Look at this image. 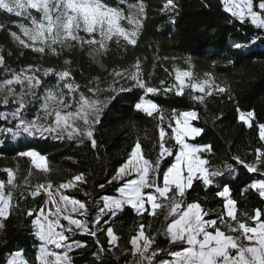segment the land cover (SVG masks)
<instances>
[{
  "label": "trees",
  "instance_id": "16d2710c",
  "mask_svg": "<svg viewBox=\"0 0 264 264\" xmlns=\"http://www.w3.org/2000/svg\"><path fill=\"white\" fill-rule=\"evenodd\" d=\"M142 2L146 5L147 19L137 44L132 46L121 41L118 45L113 41L102 56L90 54L89 48L84 46L64 49L57 55L50 52L40 54L24 48L9 34L13 30L11 25L18 19L0 13V22L6 26L0 30V49L3 50L5 67L9 69L20 70L29 65L52 67L58 71L71 68L75 81L81 87H87L94 78L105 80L114 69H130L139 61L144 79L151 85L161 87V92L155 95L136 89L123 93L126 97L123 100L117 97L96 128L95 148L89 139L22 140L0 146V182H7L6 169H11L16 175L18 187L13 195V210L6 219L0 218L4 225L0 233V264H6L7 259L18 250H22L32 264H37L40 243L34 231V218L46 203L43 193L35 197L31 195L37 185L51 183L58 187L83 174L85 181L79 182L78 190L67 194L86 204L88 219L93 222L94 216L102 208L103 197H114L124 185V181L118 182L114 178L136 142L142 145L145 157L155 161L160 150L159 131L163 126L167 135L165 146L171 147L173 154H177V146L168 127L173 111L176 114L188 110L198 112L199 118L192 124L204 131L192 143L197 146L210 144L212 151L203 153V158L209 161L210 170L222 171L221 176L214 178L213 186L206 187L202 182L195 181L193 188L186 193L185 203L199 202L210 210L206 219L217 218L225 214V201L218 196V192L227 185L232 198L237 201L238 218L250 225L256 223L248 220L247 216L253 215L256 208H264V201L249 185L264 179V164L258 165L256 173H249L234 157L253 163L258 160L256 149H264V141L259 139L256 126L264 123V45L236 49L233 44L244 43L260 30L250 22L241 23L226 12L222 0H173L174 10L164 8L168 0ZM106 3L117 6L118 0H106ZM164 57L169 59L165 60ZM188 57H191V64L187 62ZM65 60H70L71 64L66 65ZM177 68L191 71L194 79H203L205 73L211 72L217 84L228 85V91L219 93L214 90L212 96L205 97L204 103L191 99L190 89L185 90L184 95H178L176 87L164 93L163 88L177 85L174 74ZM161 81H164L162 86ZM138 97L156 103L163 110L165 119L161 121L159 113L147 117L135 111L133 104ZM237 108L254 111L253 127L249 128L239 121ZM30 149L46 156L47 172L36 169L30 158L17 155ZM170 162H174L171 156L164 158L160 165L158 182L161 184L165 166ZM228 164L233 166L234 171L227 169ZM147 209L143 214H136L126 206L106 225L103 221L111 214L105 216L98 228L100 230L104 226L103 229L97 231L99 245L97 237L78 233L70 235L69 242H86V246L69 254L73 264H128L132 259L130 253L118 258L114 255L120 249L131 250V238L140 231L141 224L144 225V232L155 242V247H167L169 242L161 231L164 223L167 227L172 218L165 222V212L150 215ZM29 210L33 212L32 216L27 215ZM109 226L118 236L116 248L108 244L104 229Z\"/></svg>",
  "mask_w": 264,
  "mask_h": 264
},
{
  "label": "snow or ice",
  "instance_id": "6c2138e0",
  "mask_svg": "<svg viewBox=\"0 0 264 264\" xmlns=\"http://www.w3.org/2000/svg\"><path fill=\"white\" fill-rule=\"evenodd\" d=\"M119 5H126L122 8ZM225 5L233 17L241 23L250 22L260 30L244 43L234 42L236 49L250 48L264 45V0H225ZM167 10H174L172 0L164 5ZM0 13L14 15L24 22H15L19 29L17 32L10 31L12 39L24 48L44 54L46 50L57 55L64 49L85 45L89 46L92 55H103L110 47L111 42L120 44L121 40L127 45L135 46L140 32L147 19L146 5L129 0H118L117 6H111L106 0H0ZM127 13V14H126ZM0 22V30L5 28ZM83 33L84 35H81ZM26 38V39H25ZM0 49V67H4V79L0 80V104L8 105L9 99L17 105L10 111H0V120L15 121L13 127H0V135H11L13 139L22 136L30 138L76 139L87 137L92 147H96L94 133L104 112L113 101L120 97H126L123 93H130L140 89L143 93L158 94L161 87L148 83L142 74L140 62L137 61L132 68L113 70L110 82L102 81L99 77L94 78L87 86L86 95L81 90V85L75 81L71 68L57 71L52 67L41 68L29 65L19 73L11 72L5 67V58ZM163 59L167 60L168 57ZM175 59V58H173ZM191 64V57L187 58ZM232 63V61H229ZM70 65V60H65ZM215 66V62L213 63ZM167 71V69H165ZM41 73L42 75H37ZM55 74L56 83L45 85L43 92L37 90L42 84V76ZM10 77V78H9ZM175 80L178 82V95H184L185 87L190 89L191 99L204 103L206 96H212L214 90L226 93L228 85L220 86L216 83L213 73H205L204 78H193V73L188 70L176 69ZM187 80V83H186ZM161 86L164 81H161ZM19 86L17 90L16 86ZM163 88L167 93L175 88ZM198 93L199 95H192ZM231 99V96H229ZM33 117H29L26 109L32 105L37 106ZM238 103V102H237ZM133 109L153 117L159 113V119H165L163 110L151 100H141L139 97L133 104ZM239 121L247 127L254 125V111H241L237 108ZM198 112L195 110L182 111L176 114L173 111L168 127L172 129L175 144L178 145L177 154H173L171 147L165 146V129L159 131V154L155 161L146 158L143 154L142 145L136 142L126 161L118 168L120 179L125 176L135 175L137 178L127 180L124 186L118 189L120 198L103 197L105 206L100 210L102 215L111 213L104 224H110L118 212L123 211L125 206H130L136 214L148 211L146 204L151 205L150 215H156V209L163 205L161 200L168 201V207L172 215L177 216L167 232L170 234V243H180L181 249L161 255L164 249H152L153 239L145 234L144 225H140V231L132 237L130 243L134 249V256L138 254V264H264V208L254 209L253 215L247 216L248 220L255 221L250 225L237 216V201L232 198L230 187L225 185L218 192V196L224 199L226 215L222 213L217 218L206 219L210 210H206L199 202L185 203L186 193L193 188L194 181H200L204 186H213L214 178L221 176L220 169L210 170L206 165L209 161L203 158V153H210L212 146H195L188 142L195 139L204 130L193 126L192 121L198 120ZM175 121V126L171 121ZM259 129V139L264 141V123L256 125ZM3 141L0 140V143ZM258 160L247 163L239 157H234L236 162L246 168L249 173H256L258 165L264 164V149H256ZM28 157L37 169L48 171L46 156L38 150H25L17 154ZM173 157L174 162L165 166L162 174V184L158 182L160 165L164 158ZM227 169L234 171L233 166L228 164ZM8 173L7 183L13 184L14 175L11 169ZM84 175H77L74 181L62 183L59 189H69L74 182H84ZM111 182V181H109ZM104 185H100L103 187ZM249 187L264 201V180L253 182ZM43 189L49 201L55 205V213L49 210L45 214L44 208L39 210V218H34L35 235L40 241L37 264H73L69 252L77 247L86 246V242L66 244L69 236L66 233L73 232V226L80 229L84 234L97 237L96 230H90L86 220L73 218L70 214L63 215L67 226L61 224V213L69 205L72 212L85 209V204L68 195L60 194L57 202L54 198L52 184H39L31 193L33 197L40 195ZM57 189V192H59ZM145 189L152 191L145 192ZM13 196L6 193L5 183L0 182V218H7L13 210ZM83 214V213H82ZM32 216L33 212L28 211ZM55 215L56 219H49ZM230 218V220L228 219ZM101 216L96 217L95 223L100 224ZM0 223V228H3ZM59 229V230H58ZM108 238L109 246L115 245L118 236L113 227L104 229ZM242 241H247L244 243ZM99 245V239L96 240ZM49 246H53L50 248ZM103 249V246H100ZM62 254L56 250H63ZM160 259H157V256ZM6 264H32L25 258L23 251L18 250L7 259Z\"/></svg>",
  "mask_w": 264,
  "mask_h": 264
},
{
  "label": "rangeland",
  "instance_id": "374dc122",
  "mask_svg": "<svg viewBox=\"0 0 264 264\" xmlns=\"http://www.w3.org/2000/svg\"><path fill=\"white\" fill-rule=\"evenodd\" d=\"M223 1V4H224V9H225V11L226 12H228L229 14H231L230 13V11H228L227 10V8H226V5H225V0H222ZM172 3L174 4V2H173V0H172ZM127 14V13H126ZM12 16H14V15H12ZM15 17V16H14ZM15 18H17L18 19V21L17 22H24V23H27V21H22L21 20V18H18V17H15ZM11 27H12V29L13 30H11V31H13V32H17L18 34H19V29H18V27H16L15 26V23L14 24H12L11 25ZM81 35H84L83 33H81ZM26 39V38H25ZM122 42H125V41H123V40H121ZM17 43V42H16ZM126 43V42H125ZM18 44V43H17ZM19 45V44H18ZM22 46V45H21ZM80 47V46H79ZM84 47H87V48H89V46H87V45H85ZM28 49H31V48H28ZM244 49H248L247 47H245ZM32 50V49H31ZM46 52H48L47 50H46ZM9 69V68H8ZM26 69V68H25ZM11 70V72H16V73H19L20 71H22V70H24V69H20V70H12V69H10ZM4 71H5V69H4V67H0V80H2V79H4L5 77H4ZM58 71V70H57ZM189 71V70H188ZM112 72V71H111ZM175 75H176V71H175V73H174ZM37 75H42L41 73H37ZM110 77L109 78H107V79H105V80H102V81H106V82H110L111 80H112V76H111V73H110V75H109ZM10 78V77H9ZM193 78H194V76H193ZM177 82V81H176ZM56 83V76H55V74L53 73V74H49L47 77H43L42 76V84H41V86H40V88L37 90V92L38 93H41V92H43V90H44V87H45V85H54ZM186 83H187V80H186ZM90 86V85H89ZM17 87V90H19V86L17 85L16 86ZM178 88H179V85H178V82H177V85H176V89L178 90ZM189 88H187V87H185V89H184V91L185 90H188ZM81 90L82 91H84L85 92V94L86 95H90V93H88L87 92V87H81ZM143 100H148V99H146V98H143ZM38 103L39 102H37V106H32V105H30L27 109H26V111L28 112V115H29V117L31 118V117H33L34 116V113L37 111V107H38ZM17 105L12 101V99H9V103H8V105H3V104H0V111H10V110H12V109H14L15 107H16ZM154 114H156V113H154ZM194 121V120H193ZM193 121H192V123H193ZM15 121H11L10 123L8 122V121H5V120H0V127H8V128H11V127H13V125H15ZM172 125L173 126H175V121H173V123H172ZM171 131H172V129H171ZM173 135V134H172ZM199 136V135H198ZM197 136V137H198ZM167 137V135H165V138ZM173 137V136H172ZM197 137H195V139L197 138ZM37 139H50V140H52V139H55V138H52V137H48V138H30V137H27L26 135L25 136H22V137H19V138H15V139H13L12 137H11V135L10 134H8L7 136H5V135H0V140H2L3 142L2 143H0V146H2V145H4V144H6L7 142H10L11 144H13V143H17V142H19V141H22V140H37ZM64 139H67L66 137L64 138ZM81 139H88L87 137H79V138H76V139H74V140H81ZM173 140H174V138H173ZM194 139H189L188 140V142L189 143H191V144H193L192 143V141H193ZM174 143H175V140H174ZM176 145V144H175ZM194 145V144H193ZM177 146V149H178V145H176ZM195 146H197V145H195ZM203 155V154H202ZM46 161H47V159H46ZM32 165L35 167V165L32 163ZM161 167V166H160ZM206 167H208L207 165H206ZM36 168V167H35ZM37 169V168H36ZM13 175H14V180H13V184H11V185H9L7 182L5 183V191H6V193H8V192H10L11 193V195L13 196L17 191H18V187H17V185H16V175H15V173L13 172ZM124 178H126V180H124V184H125V182L127 181V180H130V179H134V178H137L135 175H133V176H125ZM264 180V179H263ZM70 181H74V179L73 180H69V182ZM66 183H68V182H66ZM124 186V185H123ZM78 187H79V182H74V186H72V187H70L69 189H59V186L58 187H56V186H52V189H51V191L53 192V195H54V198L56 199V201L57 202H59V203H61V205L63 206V202H61L60 200H59V196H60V194H63V195H68L67 193H69V192H71V193H75L77 190H78ZM57 189H59V192H57ZM36 190V189H35ZM148 191H152L151 189H145V192L147 193ZM40 193H43L44 195H45V200H46V203H45V205L42 207V208H44V210H45V214L47 215L48 214V212H49V210H51V212H53V213H55V205L54 204H52L50 201H49V198H48V196H47V193L43 190V189H41V191H40ZM118 195H119V193H118ZM70 198H73V197H71V196H69ZM118 197H120V196H118ZM158 202H161L162 203V209L163 210H161V208H158L157 210H161V211H163V212H165V214L168 216V217H171V218H173L175 215H172L171 213H170V209H169V207H168V201H164V200H161V201H158ZM104 206H105V202H104V199H102V208L101 209H103L104 208ZM149 207L150 208V210H151V205L150 204H146V207ZM72 206L71 205H69L68 207H67V209L66 210H64V211H62V213H61V224L62 225H64V226H67V221H65V220H63V215H65V214H70L73 218H75V219H80V220H86L87 221V223H88V226H89V229L90 230H96V231H101L102 229H103V227H101L100 228V230L98 229L99 228V224H96L95 223V220H96V217L98 216V215H100L101 216V221H102V219L105 217V216H107V215H102L101 214V212H100V210L96 213V215L94 216V219H93V222H91L89 219H88V216H89V214H88V208H87V206H86V204H85V209H80V210H78V211H76V212H72ZM152 211V210H151ZM83 213V214H82ZM111 213H109L108 215H110ZM37 218H39V213L37 214ZM49 219H52V220H54V219H56V217H55V215H52V216H49ZM1 223V222H0ZM90 225L92 226V228H90ZM106 225V224H105ZM59 230V229H58ZM34 231H36V228L34 227ZM0 233H1V228H0ZM84 234L80 229H76L75 228V226H73V232H71V233H66V235H68L69 237H70V235H74V234ZM39 241V240H38ZM242 242H244V241H242ZM39 243H40V241H39ZM66 244H67V241L65 242ZM244 243H247V242H244ZM50 248H52L53 246H49ZM65 250H67V249H63V250H56V251H58V252H60L61 254H62V252L63 251H65ZM115 256V255H114ZM119 257V255L118 256H115V258H118Z\"/></svg>",
  "mask_w": 264,
  "mask_h": 264
},
{
  "label": "crops",
  "instance_id": "0c3cea01",
  "mask_svg": "<svg viewBox=\"0 0 264 264\" xmlns=\"http://www.w3.org/2000/svg\"><path fill=\"white\" fill-rule=\"evenodd\" d=\"M207 166H208V165H207ZM114 179H115V181H118V182L126 180V178H124V179H120L118 173L116 174V176H115ZM194 182H195V181H194ZM118 193H119V192L117 191L116 195H115L114 197H112V198H120V197H118V196H119ZM125 207H126V206H125ZM128 207H130V206H128ZM146 208H149V207L147 206ZM161 210H163V209L161 208ZM161 210H157V209H156V210H155V211H156V214H157V213H160ZM224 210H225V209H224ZM149 211L151 212L150 208H149ZM225 215H226V210H225ZM176 218H177V216H174V217L169 221L167 227H168L172 222H174ZM1 219H5V218H1ZM229 219H230V218H229ZM137 234H138V233H137ZM145 234H146V233H145ZM83 235H86V234H83ZM146 235H147V234H146ZM133 237H134V236H133ZM131 239H132V238H131ZM166 239H167V241L169 242V244H168L167 247L162 248V249H164V252L161 253V255H165L166 258H169V257L167 256V254H170V253H171L172 251H174V250L181 249V244H180L179 242H178V243H170V234H169V233H168ZM244 242H247V241H244ZM71 243H80V242H77V241H71V242H69V240L67 241V244H71ZM247 243H248V242H247ZM112 246H113L114 248H116V247L118 246V241H117V243H116L115 245H112ZM79 248H81V247H77V248H74V249H72V250H76V249H79ZM151 248H152V249H159V248L155 247V242L152 243ZM72 250H71V251H72ZM181 250H182V249H181ZM71 251L69 252V254L71 253ZM127 253H130L131 258H132L131 261H130L128 264H138L139 256H138V254L134 256V249L132 248V245H131V250H129V251H123L122 249H120L119 251H116L115 256H118V255H119V257H120V256H124V255H126ZM157 259H160V256H159V255L157 256Z\"/></svg>",
  "mask_w": 264,
  "mask_h": 264
},
{
  "label": "built area",
  "instance_id": "2783aa9c",
  "mask_svg": "<svg viewBox=\"0 0 264 264\" xmlns=\"http://www.w3.org/2000/svg\"><path fill=\"white\" fill-rule=\"evenodd\" d=\"M170 219H171V217H168L167 215L164 216V221L165 222H168ZM162 227L163 228H162V231H161V235L163 237H167V235H168L167 228L168 227L165 226V223H164V225Z\"/></svg>",
  "mask_w": 264,
  "mask_h": 264
}]
</instances>
